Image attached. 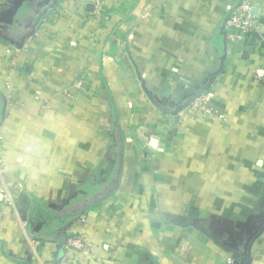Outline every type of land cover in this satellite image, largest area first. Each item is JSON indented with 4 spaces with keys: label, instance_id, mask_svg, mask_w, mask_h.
Listing matches in <instances>:
<instances>
[{
    "label": "crops",
    "instance_id": "0c3cea01",
    "mask_svg": "<svg viewBox=\"0 0 264 264\" xmlns=\"http://www.w3.org/2000/svg\"><path fill=\"white\" fill-rule=\"evenodd\" d=\"M49 2L0 0V264H264V0L225 38L239 0H59L14 46Z\"/></svg>",
    "mask_w": 264,
    "mask_h": 264
},
{
    "label": "water",
    "instance_id": "95a60500",
    "mask_svg": "<svg viewBox=\"0 0 264 264\" xmlns=\"http://www.w3.org/2000/svg\"><path fill=\"white\" fill-rule=\"evenodd\" d=\"M242 0H239V2L237 3V5L235 7H233L227 17L224 20V25L222 27V34L225 38L226 33L223 31L224 26L226 24V21L229 19L230 14L232 13V11H234L240 4H241ZM59 0H50V2L46 5L45 9H43V11L41 13H39L33 22V25L31 26L30 30H28L27 32H25V34L20 38L19 42H11L14 46H16L17 48H22V46L24 45V42L26 41V39H28L29 37H31L32 35H34V33L37 30V27L40 23V21L42 20V18L49 12L52 11L56 8V6L58 5ZM252 13L255 14L256 10H252ZM224 71L223 69V61L220 63V66L218 68V70H216V72H214L211 76V78L206 82V84L203 86V88H201L199 91H197L195 94H193L188 100H186L183 104H181L180 106H178L175 110L173 111H169L168 108L166 106H161L159 104V100L155 97L154 99L152 98L153 102L158 105V107L162 110V112L164 113H172V114H177L178 111L183 110L191 101L199 98L201 96V94L206 91L208 89V86L211 85V83L213 82V79L219 74L222 73ZM121 155H120V159H119V163L115 172V176L111 182V184L109 186H107L105 188V190L98 196H96L94 199L90 200L86 205L83 206L82 211L78 214L79 216L84 212L85 209L89 208V206L92 203H98L100 201L106 200L113 192L114 190L117 188L118 183H119V176H120V171H121ZM71 222H66L64 224H62L59 227V233L57 236L58 242L60 244H66V233L65 230L70 226ZM257 235V234H255ZM255 236H252L251 239H249L247 245L244 247V250L242 253L233 256L235 259V263L234 264H247L249 262V248L250 245L253 241V238ZM237 257L239 259H237Z\"/></svg>",
    "mask_w": 264,
    "mask_h": 264
},
{
    "label": "built area",
    "instance_id": "2783aa9c",
    "mask_svg": "<svg viewBox=\"0 0 264 264\" xmlns=\"http://www.w3.org/2000/svg\"><path fill=\"white\" fill-rule=\"evenodd\" d=\"M252 10L253 0H242L241 4L230 14L229 19L226 21V27L228 29H238L240 34L257 30L259 27L257 26L255 15L252 13ZM206 112L210 113L209 110H206ZM72 245L76 249H83V239H75L72 241ZM227 263L232 264V261L228 260Z\"/></svg>",
    "mask_w": 264,
    "mask_h": 264
},
{
    "label": "flooded vegetation",
    "instance_id": "af4514ba",
    "mask_svg": "<svg viewBox=\"0 0 264 264\" xmlns=\"http://www.w3.org/2000/svg\"><path fill=\"white\" fill-rule=\"evenodd\" d=\"M37 16V15H36ZM35 19V18H34ZM33 22H34V20H33Z\"/></svg>",
    "mask_w": 264,
    "mask_h": 264
}]
</instances>
